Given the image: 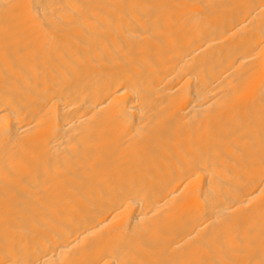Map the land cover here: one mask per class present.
I'll return each instance as SVG.
<instances>
[{
  "label": "bare ground",
  "instance_id": "1",
  "mask_svg": "<svg viewBox=\"0 0 264 264\" xmlns=\"http://www.w3.org/2000/svg\"><path fill=\"white\" fill-rule=\"evenodd\" d=\"M0 264H264V0H0Z\"/></svg>",
  "mask_w": 264,
  "mask_h": 264
}]
</instances>
